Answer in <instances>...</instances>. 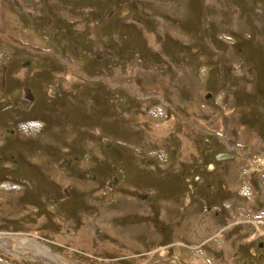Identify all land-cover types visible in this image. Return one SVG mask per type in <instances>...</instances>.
Listing matches in <instances>:
<instances>
[{"label": "rangeland", "instance_id": "rangeland-1", "mask_svg": "<svg viewBox=\"0 0 264 264\" xmlns=\"http://www.w3.org/2000/svg\"><path fill=\"white\" fill-rule=\"evenodd\" d=\"M2 56L61 97L37 126L0 106V235L66 264H264V0H0Z\"/></svg>", "mask_w": 264, "mask_h": 264}, {"label": "flooded vegetation", "instance_id": "flooded-vegetation-1", "mask_svg": "<svg viewBox=\"0 0 264 264\" xmlns=\"http://www.w3.org/2000/svg\"><path fill=\"white\" fill-rule=\"evenodd\" d=\"M21 64H22V66H28L30 64L36 66V65H39V61L31 62L30 60H26V61H22ZM0 66L2 67V71H4V72L9 71L11 73L10 78L5 79V81L8 83L6 90H5L6 96L4 97V99L1 98L2 100L0 99V106L2 103H6V105H4V107H7L9 112L11 110L13 112V114L20 116L24 122H26L27 120H31L30 122H28V124L30 126H37V125H35L36 122H33V121H35V119L39 118V117L44 118V111L48 112L49 107H51L49 105L47 106L45 104V102L52 101L55 98L59 99V101H60L61 94L57 90H54V91L49 90V92L47 93L43 90V88L40 89L37 87V85H36L37 83L35 82L34 75L40 76L41 78L44 77L43 69L38 71L37 73L31 74V76H32L31 78H28L30 75H27V76H24V79L21 80L20 79L21 75H18V73L15 74V72L14 73L11 72L12 67H15V62H14V60H11V57L7 58L6 56H2V58H0ZM88 82H89V80H88ZM63 101H65L64 98H63V100H61L62 105L64 104ZM61 103H58V104L61 105ZM25 104L31 105L30 110L25 111V109L23 107V105H25ZM65 111H67V108L65 109ZM88 114H90V112ZM65 115H67V112L65 113ZM33 116H34V118H32ZM62 120L64 121V120H66V118L64 117ZM110 146H111V143H110ZM229 149H232V148L229 147ZM226 150L228 151L227 148H226ZM260 154L264 157L263 151H261ZM212 155L213 154L211 153L210 156H212ZM214 159L222 162L224 160L232 159V154L230 152H225V151L220 152V153H217L215 155ZM203 161H204V158L201 155V157H199L197 160L192 162V168H190L192 178L194 177V181L196 183H201L204 181L202 169H201V165L203 164ZM216 163H218V162H216ZM213 164H208V165H209V167L210 166L216 167V164L215 165H213ZM181 165L182 166H180L179 169L176 168L177 170L176 169L173 170L165 178V182H166L167 187H170L173 185L171 182L174 181V183H178L180 181V179L185 177V171H184L185 168H183V164H181ZM117 171L121 172L120 177L122 179L125 178L126 175L128 174L126 171H122L121 169H118ZM177 172L180 174L178 175ZM109 175L110 174L106 175L107 179L109 180L107 183L111 187V186H114L115 183L119 180V174H115L112 176H109ZM261 176H262L261 177L262 180H264V170H263V174ZM215 179H219V176ZM203 183H201L197 187L195 186L196 189L199 190V194H201V195H202V190H201L200 186H202ZM205 184L209 185V182L205 183ZM253 186L257 187L259 189L258 194L255 198V202H256V204L260 205L261 210L264 211V185L260 182V183H258V185H253ZM225 187L226 186L223 185L222 189L216 190V193L223 192L224 191L223 188H225ZM142 195H145V194H142ZM248 198L249 197L247 196V199ZM208 208H210V207H208ZM220 216H221V212L219 210H215L214 211V217L220 218ZM224 218H226V217L224 216ZM246 222H251V221L247 220ZM249 242H251V241H249ZM257 246L261 250L260 255H259L260 259H264V239L259 240L257 242Z\"/></svg>", "mask_w": 264, "mask_h": 264}, {"label": "bare ground", "instance_id": "bare-ground-1", "mask_svg": "<svg viewBox=\"0 0 264 264\" xmlns=\"http://www.w3.org/2000/svg\"><path fill=\"white\" fill-rule=\"evenodd\" d=\"M0 246L8 249V251L10 250V252H14L17 256L30 255L32 258L43 260L47 264H66L57 255L50 253L48 249L43 248L38 243L29 242L11 234L0 235Z\"/></svg>", "mask_w": 264, "mask_h": 264}, {"label": "water", "instance_id": "water-1", "mask_svg": "<svg viewBox=\"0 0 264 264\" xmlns=\"http://www.w3.org/2000/svg\"><path fill=\"white\" fill-rule=\"evenodd\" d=\"M209 96H210L209 94L206 95L207 98H208ZM107 145H110V142H109ZM139 197H140V198H145L146 195H142V194H141V195H139Z\"/></svg>", "mask_w": 264, "mask_h": 264}]
</instances>
